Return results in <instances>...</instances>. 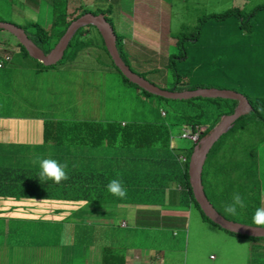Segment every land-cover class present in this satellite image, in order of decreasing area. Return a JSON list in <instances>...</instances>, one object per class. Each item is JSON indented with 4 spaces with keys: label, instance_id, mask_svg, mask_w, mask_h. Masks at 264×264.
Instances as JSON below:
<instances>
[{
    "label": "rangeland",
    "instance_id": "rangeland-1",
    "mask_svg": "<svg viewBox=\"0 0 264 264\" xmlns=\"http://www.w3.org/2000/svg\"><path fill=\"white\" fill-rule=\"evenodd\" d=\"M9 1L0 0V20L24 24L28 27L29 34L37 31V27L32 25L33 22L41 24L51 34V40L43 45L46 50L51 51L62 37L53 25L56 16L61 11H55L47 0H43L39 10L24 9V0H13L15 4H10ZM150 1L95 0L91 3V0H87L84 6L93 12H98L100 9L108 10V16L117 32L124 37L123 48L129 57L130 67L156 85L169 89L171 85L168 80L173 78L175 69L170 68L169 60L173 56L185 55V60L178 62L177 67H184L194 72L184 79L185 82L191 80V84H195L196 75L199 74L197 84L203 87L233 89L241 93L245 92L254 98L261 96L264 99V0H163L161 2L157 0L152 4ZM79 2L80 0H68L67 5L63 3L62 8L68 6L69 19L81 12V8L78 7ZM233 6H239L249 14L255 11L257 16L246 23L244 28H241L240 22L234 17L225 20L212 18L201 25V40H189L200 26V19L206 14L221 13ZM136 8L143 11L142 26L146 32L138 31ZM146 8L149 11L145 12ZM168 12V31L161 41L162 44L156 48L154 40H149V42L143 40V34L146 38L153 39L156 33L160 37L161 29L158 27L165 25ZM151 34L153 35L149 37ZM94 36L101 40L98 31L92 28L89 37ZM0 40L1 50H15L18 44L15 35L5 29L0 31ZM88 49L90 50L88 54L80 51L79 59L87 58L84 63L78 59L77 64L66 65L67 58H65L55 67L46 68L37 66V62L30 58V61L35 64L29 67L17 58L12 64H7V62L6 68L0 69V81L4 83L6 89L13 92V99L22 107L21 110H15V106L11 111L12 105L8 104L6 96L0 93V125L3 126L7 122V127L4 125L2 130H10L6 136L0 134V160L8 155L19 157L22 160V157L28 154L29 148L25 145L21 134L25 126L24 123L22 124V118L41 115L36 107H45L46 97L54 98L56 106L58 105L60 109L61 119L64 120L58 128L49 130V136L54 141L70 140L74 132L80 133L86 130L76 125L83 119L80 111L83 107L90 109L99 98L105 100L108 93L106 105L99 112V120L103 118L109 121L118 119L137 123L162 124L163 127L170 129L171 137L167 142L165 141L170 148L182 150L195 145L191 139L182 137L188 119L184 116L177 119L163 114L164 106L169 109L173 105H183L180 107L183 108L186 106L185 101L145 97L141 89L134 85L129 86L130 84L124 81L117 69L103 67V61L111 64V59L103 48L90 46ZM109 72L111 74H108ZM106 78L108 84L105 86ZM49 83L53 86L50 92L45 93L44 89ZM25 95L39 101L25 102L23 100ZM203 98H213L203 99L200 102L206 108L215 109L217 107V111L224 104L227 107L232 106L234 100L219 99L221 97ZM213 101H217V106L213 104ZM187 107L198 108V105L189 102L185 108ZM6 116L9 118L6 119ZM222 117L223 115L221 119ZM245 122V120H240L237 126H232L231 130L225 132L218 142L220 144L218 149L231 143L241 148L246 146L247 149L243 156L240 155L237 158V163L242 166L225 174L217 170L219 181L217 207L228 216L253 223L255 210L264 207L262 204V197H264V129L260 136L253 133L252 137H249L247 129L242 136L239 129ZM48 126L52 128L51 123H48ZM151 126V130L156 127V125ZM246 127L248 128V125ZM250 127L253 128V124H250ZM254 127L257 128L258 125L254 124ZM14 133L18 135L10 140L9 136ZM148 146L153 152L156 150L153 139L149 141ZM66 147H72L75 151L74 143ZM72 154L69 156L70 160L85 165V170L98 166L93 157L88 158L89 155L86 158H76L72 157ZM105 156L114 160L115 154L109 152ZM0 164L7 165L8 163L0 161ZM251 188L254 190L252 191ZM236 193L242 197L244 207L237 206L236 214L231 215L225 211V207L229 205L226 199L233 197ZM120 204L105 203L101 210V216L115 226L114 234L111 235L114 240L106 245L107 248L103 253L101 250H96L92 255L84 256L80 264L93 263L97 254L100 255L101 264H106L107 257L113 256L120 249L119 254L123 256V262L126 264V245L140 248L141 259L147 261H149L148 257H145L149 248L161 249V254L156 259L158 264H264L262 260L253 257L252 240L249 237L231 234L206 221L194 201H191L190 208L175 206L179 209H170L173 215L186 216L185 219L189 225L182 229L178 227L146 228V226L140 228L137 225L144 220V212L152 207L135 204L134 209ZM93 205L98 206V202L94 201ZM151 205L154 204L151 203ZM47 206L45 204L35 209L34 214L39 215L41 212L43 215H48L55 212L53 208ZM250 206L251 212L244 214L248 212L244 208ZM253 207L257 208L253 211ZM186 208L190 211L181 210ZM96 209L98 210L96 207L85 208L83 211L93 212L92 222L95 226L106 223L107 221L98 219ZM23 216L22 219L16 221L14 216L0 214V238L3 228L6 233L2 241L5 246L2 247V242H0V251L4 252L7 258L6 264H18L19 261H28L30 264H61L63 248L59 244L61 243L64 247V244L70 242L73 228L64 222L48 224V226L38 223L31 228L30 223L25 220L26 215ZM4 217L6 218L5 225ZM135 219L137 221L133 223ZM124 221H127L125 226H123ZM10 224L11 229L9 230ZM18 225H21L24 231L22 234L20 232V235L16 232ZM30 228L31 233L27 237ZM26 237L28 240L23 246L32 253L22 250V258L11 257L6 253L11 251L13 245H15V252L21 249L19 246L16 247L15 241L17 238ZM136 254L137 252L133 253V255Z\"/></svg>",
    "mask_w": 264,
    "mask_h": 264
},
{
    "label": "trees",
    "instance_id": "trees-1",
    "mask_svg": "<svg viewBox=\"0 0 264 264\" xmlns=\"http://www.w3.org/2000/svg\"><path fill=\"white\" fill-rule=\"evenodd\" d=\"M47 1L55 11H61L56 16V20L53 23V25L60 24L62 26L57 28L60 36L65 33L67 27L73 20L87 12L94 14H98L99 12L104 13L107 20L114 26V23L108 16V10L100 9L98 12H93L86 9L84 5L87 4V0H80L78 7L81 8V12L71 19H69L67 9L68 6L62 8L63 3L65 2V5H67L68 0ZM94 1L95 0H91V3ZM41 2L42 0H35V7L39 8ZM10 3H12V1H10ZM256 16L257 14L255 11L249 14L241 7L239 8V6H233L221 13L217 12L216 14L215 12L206 14L201 19V25L212 18L225 20L227 18L234 17L240 22L241 28H244L245 24L249 23ZM32 25L37 27V31L32 32L30 36L37 43L41 42L40 45L43 46L51 40V34L41 24L33 22ZM23 27L28 28L26 25H23ZM92 28H95V30L98 31L101 40H99L96 36L89 37ZM114 29L117 34V46L119 51L123 59L130 66L128 61L129 57L126 50L123 48L124 37L117 32L115 26ZM1 30L3 29H0V31ZM198 30L199 31L195 35L200 36L201 38V26L198 27ZM17 42V45L21 47V52L26 57H30V54L24 45L19 41ZM90 46H97L99 48H103L107 53L109 52L98 28L94 25H85V27L82 26L76 31L62 59L67 58V61L75 60L80 57V51L83 53L84 49ZM184 57L186 56L171 57L169 66L170 68L175 69L173 71V78L168 80V83L171 85L168 88L174 89L173 87L175 86V89L177 90H185L203 87L197 84L199 74L196 75L195 84H191V80H188V82L184 81L185 78H188L194 73L192 70L184 67H177L178 62L185 60ZM61 60H59L57 64L61 63ZM41 64L45 66L42 62ZM51 67L55 66L52 65ZM115 67L121 73L124 81L129 83V86L134 85V87L141 89L145 97H158L165 100L185 101L186 106L189 102H194V104L198 105V108L187 107L188 110H186V106L180 108L183 105H173L172 107H169V109L165 108L163 105V114L164 116L171 115L177 119L184 116L188 119L185 128H196V126L199 125L203 128L200 134V139L209 134L213 128L218 125L222 115L233 113L238 104L237 100L232 99V106L227 107L226 104H224L223 107H219L217 111V107L215 109L209 107L206 108L200 102L203 99L209 100L213 98L194 97L190 99H169L155 95L131 82L117 66ZM106 84H108V81ZM246 95L252 104V110L250 113L238 118L233 126H237L240 120H245V124L241 125L239 129L241 131V135L243 136L245 130L247 129L249 137H252L253 133L260 136L264 129V99H262L261 96H256L257 98H254L248 94ZM213 104L217 106V101H213ZM93 107L96 110L98 109L96 105ZM85 119L86 121L80 122L76 125L78 127H84L86 130L80 133L74 132L72 139L54 141L51 138L54 143L42 145L37 147L36 150L33 149L35 151H42L39 155L43 154L44 157L46 156L43 159L50 158L58 161L62 165L66 164L67 167L65 168V172L69 177L67 180H63L59 184L50 180L41 182L39 178V163H33L34 156L37 154H26L25 160L31 167L25 166V163L23 164L21 159L19 160V165H13L12 163L7 165L0 164V198L10 197L18 199L28 197L85 201L92 203L97 201L98 206L96 205V208L100 210H102V206L105 203L109 202H113L114 204L121 203L120 205L127 206L145 204L148 207H153L151 205V203H153L157 206L166 207L172 206V199L168 198V195L171 194L170 189L172 188L171 186H173L180 187L183 190L180 194L179 206H185V204L190 205L191 201H194L206 220L216 226H219L203 213L192 191L189 175V161L195 146L182 150H178L173 147L170 148L168 143L166 144L165 141L167 142L169 140L171 132L169 128L163 127L162 124L137 123L133 121L124 122V120L118 119H112L110 121ZM250 124H253V128L250 127ZM254 124H257L258 127H254ZM151 125H156L154 130H151ZM246 125H248V128ZM111 126H113V128H111ZM231 128L227 132H229ZM222 136L213 145L212 149L208 153L203 167L202 181L205 193L216 209L227 218L254 225L251 222L238 220L233 216H228L217 207V186L219 184V181L217 180V170H220L223 174H225L238 166H242V164L237 163V158L240 155L243 156L247 149L246 146L241 148L239 145H235L233 143L225 147L222 146L218 149V146H220L218 142L221 140ZM151 139L154 140L156 147L154 152L150 150L148 146ZM70 143H74L75 151L72 147H66ZM149 151H151L150 154ZM109 152L115 154L114 160H110L105 157V154ZM71 153H73L72 157L76 158H86L87 155H89L88 158L93 157L98 166L90 170H85V165L80 164L78 161L70 160L69 156ZM221 155L223 156L221 157ZM181 156H186L187 161H183ZM6 158L7 157H4L0 161H4L5 163ZM23 158L24 157H22V159ZM40 158H42V156H40ZM242 162H245V160H242ZM78 165H80V167H78ZM112 179H120L122 181L123 186L127 189V196L125 198H118L108 192L107 185ZM251 190L253 191L254 188H251ZM226 202L231 204L233 202L232 197L227 198ZM92 206L95 205H88L87 207L93 208ZM256 208L257 207H253L252 210L254 211ZM80 209L81 208H79V210ZM244 209H247L248 211L244 214H249L251 212V206ZM63 221L68 222L67 220ZM36 222L37 221L30 223V227L33 228L36 224H38ZM137 226H139V224ZM31 228L28 231V236ZM112 229V231L101 230L96 233L95 231H91L86 225L83 227L79 226L77 228L73 227V237L71 238L72 244L64 247L61 264H80L83 257L86 256L85 252L91 247H94L95 251L101 250L103 253L102 249L104 243L109 245L114 240L111 235L114 234L115 229ZM21 230H23L21 225L16 226L17 235H20ZM224 230L234 235L249 237L252 240L253 257L264 262V237H253L236 234L226 229ZM19 243H21V239L17 238L16 245ZM91 243L94 244L88 245ZM81 245H84V247H79ZM257 248L259 250H255ZM119 252H121V250L116 251L113 256L107 257L106 264H124L123 256L120 255ZM256 254H258V256ZM71 257L74 261H71ZM97 261L98 263L96 264H101L102 262L99 254L96 257L95 262Z\"/></svg>",
    "mask_w": 264,
    "mask_h": 264
},
{
    "label": "crops",
    "instance_id": "crops-1",
    "mask_svg": "<svg viewBox=\"0 0 264 264\" xmlns=\"http://www.w3.org/2000/svg\"><path fill=\"white\" fill-rule=\"evenodd\" d=\"M10 1H12V3H10V4H15L13 2V0H10ZM156 1L157 0H151L150 3L152 4V3H155ZM161 1H163V0H160V2ZM23 2H24L23 3L24 9L39 10L41 8L43 0L40 4L39 8L35 7V0H24ZM136 10H137L136 23H138V31L139 32H146V30L142 26V23L144 21V19H143L144 17L142 14L143 11L138 10L137 8H136ZM144 11L145 12L149 11V9L146 8V10H144ZM168 19H169V12H168V15L166 17L165 25H160L158 27L159 29H161V36L160 37L158 36L157 33H156V35L151 34L149 36V37H151L153 35V39L152 38H146V36L143 34V40L148 41V42H149V40H154L156 48L158 46H160L162 44L161 41L164 39V37L166 36V33L168 31ZM201 19L199 21L200 26H201ZM5 22H11V21H5ZM12 23L22 27L25 30V32L27 33V35L36 44H38L46 53L50 52L49 50H46L44 48V46L40 45L41 42L37 43L30 36L27 28L23 27L24 24H18L15 22H12ZM54 26L56 28L62 27L60 24H57ZM198 31L199 30L197 28V31L195 32V34ZM195 34H192V36L189 40H195V41L201 40L200 36H196ZM137 37H139V36H137ZM17 41H18V39H17ZM5 53H8L10 55V59L7 60L4 58ZM83 53L88 54L89 50L85 49L83 51ZM17 58H20L21 61L23 62V64L26 66H29V67H33L35 64V63H32L30 61V58L37 62L36 63L37 66H42V67H46V68H50L52 66V65H45L42 62L45 65V66H43L41 64V61H39L38 59H35L31 55H30V57H26L21 52V47H19L17 45V46H15V50H4V49L1 50L0 49V62L3 63L2 65L0 64V69L6 68L5 66L7 64H12L15 61V59H17ZM79 58H77L75 60H68L66 65L77 64L78 61H76V60H78ZM79 60H81L80 62L84 63L87 60V58H82ZM103 63H104L103 64L104 68L112 69V67L110 66L108 61L107 62L103 61ZM53 65L56 66L57 63H55ZM108 74H110V72ZM106 83H107V78H106ZM52 86L53 85L49 83V85H47L45 87L44 92L45 93L50 92V89ZM106 91H107V88H106ZM0 93H2V95H5L7 98V103L12 105L11 111L14 110L15 106H16L15 110H21L22 107H21L20 103L13 99V92L11 90L6 89L4 83L1 81H0ZM107 98H108V93H107ZM106 99L104 100L103 98H99L98 102H94V104L91 106L90 109L83 107V109L80 111L83 119L80 122L86 121L85 118H87L89 120L99 119V117H100L99 112L104 109V105H106ZM23 100L25 102H32V101L38 102L39 101L36 99L29 98L27 95L23 96ZM46 100H47V105L45 107H42V108L36 107L39 110V112L41 113V115L38 114L36 117H32V118H22V120H23L22 124L23 123L25 124V126L22 128V131H21L22 138L24 139V142H25V145L27 146V148H29L28 154H31V153L37 154L36 156H34V159L36 157H40V156H42L43 158L46 157V156L44 157L43 154L39 155V153H41L42 151H35L36 148L40 147L42 145L54 143V141L49 136V130L50 129H56L61 124L64 123V120L61 119L62 115L60 114V109H59L58 105L56 106L54 98L53 97H46ZM94 105H96L98 107L97 110L93 107ZM8 118L9 117L6 116V119H8ZM101 120L104 121L103 118ZM124 122H126V121H124ZM48 123L52 124V128H50V126H48ZM4 125L7 127V122ZM4 125L3 126L0 125V134L6 136V135H8L10 130H2ZM17 135H18L17 133L10 135L9 136L10 140L13 137H16ZM33 149H35V150H33ZM19 160H20L19 157H12L11 155H8L5 162L8 164L12 163L13 165H19ZM22 161H23V164L25 163V166L31 167L28 164V162H25V157L22 159ZM171 187H172L170 189L171 194L168 195V198L172 199L171 200L172 206L162 207V206L152 205L153 206L152 209L148 208L144 212V220H142L139 223L138 227H140V228H143L144 226H146V228H151V227L174 228V227H178V228L182 229L183 227H186V225H189L188 221H186V219H185L186 216H184V215H173V212L171 211L172 209L178 208L175 206H179L180 194H181V192H183V190L180 187H173V186H171ZM8 203H10V205H7ZM45 204L48 205L47 207L53 208L55 210V212H52L48 215H46V214L43 215V213H41V212H39V215L34 214L35 209H38ZM88 205H93V203L92 202L87 203L85 201H72V200H61V199L28 198V197H22V198L17 199V198L3 197V198H0V214L3 213L4 215H7V216H14L15 217L14 220H16V221L22 219L24 217L23 215H26L25 220H27L29 223H33L34 221H37L36 223H43V224H46L47 226H48V224L51 225V224L57 223V222H60V223L64 222L65 224H68L72 228L73 227L77 228L79 226L83 227L86 225L87 227H89V229L91 231H95L96 233H98L101 230L112 231L113 230L112 228L115 229V226L113 223L108 222L109 221L108 219L101 216V210L100 209H98V210L96 209V211H95L96 216L98 217V219L105 220L107 222L101 223L100 225L95 226V224L92 222L93 212L92 211H86V212L83 211V209L88 208L87 207ZM129 206L133 207L134 205H129ZM189 206L190 205L185 204V207L189 208ZM92 207H96V206H92ZM79 208H81V209L79 210ZM188 208L181 209V210L188 212V211H190V209H188ZM137 211H138V208H137ZM23 212H25L26 214ZM187 212H185V213L187 214ZM185 213H181V214H185ZM29 214H31V215H29ZM138 215H139V213H138ZM189 215H190V213H189ZM137 219H135L133 223H135L137 221ZM63 220H67L68 222L63 221ZM145 221H147V222H145ZM5 222H6V218L4 217V225H5ZM125 225H127V221L123 222V226H125ZM10 229H11V224L9 225V230ZM187 229H188V227H187ZM23 232L24 231L21 230V234ZM25 233L27 234L26 231H25ZM30 233H31V231H30ZM30 233H29V235H30ZM5 235H6L5 228H3L2 237L0 238V242H2L4 240ZM27 237H28V235H27ZM72 237H73V233H72L71 238ZM27 240H28L27 238L21 239V243L16 245V247H18V246L21 247V249H19L17 252H15V245H13L11 248V251L6 252V253H8L11 257L13 256L16 258H22V255H21L22 250H26L27 252H31L28 248H25L23 246V244H25V242ZM16 242H17V240L15 241V244H16ZM70 244H72L71 240L67 244H64V247H67V245H70ZM93 244L94 243H91L88 245H93ZM52 245H56V244H52ZM106 245L107 244L104 243L103 249H102L103 251L107 248ZM1 246L4 247L5 243L2 242ZM59 246H61L64 249V247L61 243L59 244ZM79 247H84V245H81ZM125 249H126V257H127L126 264H158L156 259L161 254V249L149 248L148 252L146 254V257H145V258L148 257L149 261H147L146 259H141L142 255H141V249L140 248L133 246V245H126ZM94 252H95V248L91 247L89 250H87L85 252V255L88 257V256L92 255ZM135 252H137V254L133 255V253H135ZM97 256H98V254L96 255V257ZM0 257H1L0 264H6L5 260L7 258H5L4 252L0 251ZM3 258H5V259H3ZM71 261H74V260H72V257H71ZM96 263H98V261L97 262L94 261L93 263L89 262V264H96ZM18 264H30V262L19 261Z\"/></svg>",
    "mask_w": 264,
    "mask_h": 264
},
{
    "label": "water",
    "instance_id": "water-1",
    "mask_svg": "<svg viewBox=\"0 0 264 264\" xmlns=\"http://www.w3.org/2000/svg\"><path fill=\"white\" fill-rule=\"evenodd\" d=\"M85 25H94L100 31L104 38L106 47L121 72L133 83L146 91L169 99H190L194 97H221L230 98L238 101V104L231 114L223 115L221 121L213 130L202 137L199 143L194 147L189 161L190 184L196 201L199 203L203 213L220 227L234 232L236 234L248 235L253 237H264V228H258L256 225H250L239 221L231 220L220 213L213 203L207 197L202 181L203 167L208 153L220 137L227 132L243 115L251 112L252 104L249 98L233 89H218L214 87H201L197 89L175 90L162 88L146 77L135 72L123 59L117 47V34L114 26L107 20L104 13L94 14L87 12L75 20L67 27L56 46L46 53L38 44H36L25 32V30L12 23L0 21V29L11 32L18 41L24 45L29 54L43 62L45 65H53L61 60L65 54L69 43L76 31Z\"/></svg>",
    "mask_w": 264,
    "mask_h": 264
},
{
    "label": "clouds",
    "instance_id": "clouds-1",
    "mask_svg": "<svg viewBox=\"0 0 264 264\" xmlns=\"http://www.w3.org/2000/svg\"><path fill=\"white\" fill-rule=\"evenodd\" d=\"M86 49H88V48H86ZM108 55H109V57L111 59V64L109 63L110 66L112 67V69H114V68L116 69L115 66H117V65L114 63V61H113V59H112V57H111L109 52H108ZM183 157H186V156H183ZM33 163H39V167H40L39 178H40L41 182H46V181L50 180V181L55 182L56 184H59L61 181L67 180L69 178L67 173L65 172V168L67 167L66 164L62 165L58 161H56L54 159H50V158L49 159H43V158H40V157H36L33 160ZM107 190L113 196H116V197L121 198V199H123V198H125L127 196V189L123 186V183H122V181L120 179H112V180H110L108 185H107ZM232 200H233V202L225 207V211L227 213L231 214V215H235L236 212H237V206H239L240 208L244 207V201H243V199H242V197L240 196L239 193L234 194L233 197H232ZM262 204H264V197H262ZM138 205H143V204H138ZM124 206H127V205H124ZM127 207H131V206H127ZM133 208H135V207H133ZM252 221H253V224L258 226V228H264V207H259V208H257L255 210L253 218H252Z\"/></svg>",
    "mask_w": 264,
    "mask_h": 264
},
{
    "label": "built area",
    "instance_id": "built-area-1",
    "mask_svg": "<svg viewBox=\"0 0 264 264\" xmlns=\"http://www.w3.org/2000/svg\"><path fill=\"white\" fill-rule=\"evenodd\" d=\"M4 58L7 60L10 59V55L8 53H5ZM0 64L2 65L3 63L0 62ZM201 132H202V128L199 125H197L196 128H193V127L184 128L183 133H182V137L187 138V139H191L194 142V144H197L200 140ZM181 158L183 159V161L187 160L186 157L181 156Z\"/></svg>",
    "mask_w": 264,
    "mask_h": 264
},
{
    "label": "flooded vegetation",
    "instance_id": "flooded-vegetation-1",
    "mask_svg": "<svg viewBox=\"0 0 264 264\" xmlns=\"http://www.w3.org/2000/svg\"><path fill=\"white\" fill-rule=\"evenodd\" d=\"M174 89H175V87H174ZM175 90H177V89H175Z\"/></svg>",
    "mask_w": 264,
    "mask_h": 264
}]
</instances>
